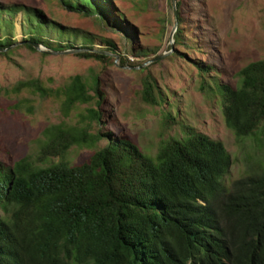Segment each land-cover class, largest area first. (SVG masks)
<instances>
[{
    "label": "trees",
    "instance_id": "trees-1",
    "mask_svg": "<svg viewBox=\"0 0 264 264\" xmlns=\"http://www.w3.org/2000/svg\"><path fill=\"white\" fill-rule=\"evenodd\" d=\"M58 1L69 12H91L100 19L111 13L110 0ZM19 10L25 9L12 7L8 13L12 17ZM26 12L27 22L41 29L35 19L40 12ZM173 40L182 43L180 29ZM29 42L65 50L36 35ZM12 44L9 37L0 39V49ZM85 50L78 55L109 59ZM236 79L235 87L214 80L207 89L201 83V90L218 97L225 126L237 142L250 139L261 152L255 169L248 167L245 176L226 186L230 154L220 141L189 125H181V136L169 139L155 159L109 130L99 128L91 135L88 127H46L39 148L45 160L73 145L106 144L80 166L60 164L19 176L21 162L11 168L0 163L5 213L0 217V264H264V57L241 68ZM28 86L41 97L52 94L39 83ZM63 90L64 114L77 104L104 101L96 78L87 87L75 75ZM139 97L151 107L167 104L149 74L141 80ZM86 118L101 125L102 113L89 110ZM165 120L174 121L171 114Z\"/></svg>",
    "mask_w": 264,
    "mask_h": 264
},
{
    "label": "rangeland",
    "instance_id": "rangeland-1",
    "mask_svg": "<svg viewBox=\"0 0 264 264\" xmlns=\"http://www.w3.org/2000/svg\"><path fill=\"white\" fill-rule=\"evenodd\" d=\"M110 4V15L100 19L91 12H69L58 0H0V39L9 37L13 42L0 53L2 166L21 162L19 176L60 164L80 166L106 144L73 145L62 156L45 160L39 148L41 133L49 126L88 127L91 135L99 128L109 130L155 159L169 139L181 136L180 126L189 125L220 141L230 154L232 164L223 178L226 186L245 176L248 167L255 169L261 152L254 150L250 139L244 145L237 142L225 126L218 97L201 90V83L205 89L213 87L214 80L235 87L236 73L264 57V0H110ZM12 7L25 10L11 17ZM26 9L40 12L35 19L42 23L41 29L27 22ZM175 11L182 43H173L171 54L143 67L144 71L138 69L170 50ZM32 35L65 50L54 54L46 48L31 49ZM86 48L112 49L108 53L118 58L79 56L78 50ZM198 67L210 69L204 73ZM148 74L167 104L151 107L140 101L141 80ZM75 75L82 76L87 87L96 78L104 101L100 106L93 100L77 104L64 114L63 89ZM33 82L52 94L41 97L28 86ZM93 109L102 113L101 125L87 120L86 113ZM168 114L174 121L165 120ZM0 217H5L2 207Z\"/></svg>",
    "mask_w": 264,
    "mask_h": 264
},
{
    "label": "water",
    "instance_id": "water-1",
    "mask_svg": "<svg viewBox=\"0 0 264 264\" xmlns=\"http://www.w3.org/2000/svg\"><path fill=\"white\" fill-rule=\"evenodd\" d=\"M177 25H178V23H177L176 11H175V23H174V25H173V28H172L170 34H169L170 50H169L167 53H162V54L156 56L155 58H153L152 60H150V61H148V62L142 64L140 67H138V69H142L143 67L147 66L148 64H151V63H153V62H156V61L162 59L164 56L169 55V54H171V53L173 52V43H174V41H173V36H174V34H175L176 30H177ZM30 44H31V46H32L35 50H37V51H43L42 48H44V47L41 46L40 44H37V43H30ZM3 51H4L3 49H0V52H3ZM78 51H79V52H82V51H86V50H85V49H81V50H78ZM51 52L54 53V54L57 53V52H55V51H51ZM90 52H98V53L104 54V55H106V56H112V57H114L115 59L118 58V56L115 55V54H113V53L99 52V51H96L95 49L90 50ZM64 53H71V52H70V51H66V52H64Z\"/></svg>",
    "mask_w": 264,
    "mask_h": 264
}]
</instances>
